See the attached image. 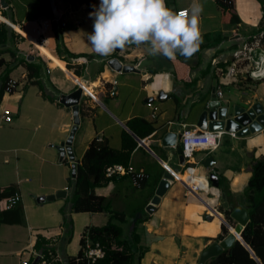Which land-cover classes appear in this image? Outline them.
<instances>
[{"label":"crops","instance_id":"obj_1","mask_svg":"<svg viewBox=\"0 0 264 264\" xmlns=\"http://www.w3.org/2000/svg\"><path fill=\"white\" fill-rule=\"evenodd\" d=\"M232 1L231 8H224L217 0H199L203 6L200 15L203 43L190 59L177 54L171 60L177 75L175 81L171 62L163 56L149 55L147 45L132 44L107 57L95 53L89 41L93 32L91 12L84 2L0 0V20L14 23L8 25L22 37L16 42L14 56L8 52L1 56L6 61L17 56L27 60L40 57L44 62L42 78L51 84L48 91L58 96L51 100L36 83L28 81L22 62L8 72L15 86L5 90L0 98V187L13 186L10 193L17 191L20 198L5 214L9 220L0 222V264H21L23 259L34 264L39 249L35 244L37 238L42 245L48 243L56 249L60 264H68L67 257L80 248L84 228L102 225L109 217L106 210L69 211L72 233L69 239H64L61 208L70 207L72 166L80 161L93 139L120 148L129 139L124 131L136 141L125 165L140 172L141 178L134 183L131 174H117L107 183L95 186L94 191L108 197L110 208L124 212L129 220L137 211L141 216L145 214L137 228L139 244L145 246L140 264H200L201 251L234 230L235 220L231 215L230 220L222 208L231 210L243 205L241 195L251 174V160L264 155V128L243 137L224 132L215 149L197 150L202 153L195 156L194 152L185 163L181 151L177 152L180 144L176 137L182 123L196 124L213 86L221 91L217 97L219 105L228 107L226 116L235 104L248 107L259 102L264 112V80L236 82L218 73V67L225 68L230 63L231 50L255 33L262 18L259 0ZM166 2L174 11L190 8L192 4V0ZM16 25L25 33L16 29ZM56 33L64 50L61 55L56 51ZM27 35L56 57L51 60L46 57ZM115 57L121 65H131L132 69L110 64L108 60ZM4 66L0 65V75ZM77 86L81 87L79 123L72 136L71 158L66 152L62 154L58 146L70 133L73 111L71 105L59 100V95ZM159 90L166 95L158 98ZM147 101L156 106L155 116ZM4 107L11 109V121H3ZM134 116L146 119L154 129L139 136L126 123ZM170 130L175 132L172 139L165 137ZM210 155L213 161L204 166ZM187 165L200 176L186 171ZM165 170L171 175H165ZM211 172L218 182L219 175L223 176L225 190L213 184ZM161 179L167 180V184L162 187L154 208L147 210ZM188 180H196L200 188L188 187ZM140 187L147 188L141 200L129 202L128 192ZM61 189L66 190L64 196L36 200V196ZM20 211L23 220L13 222L11 218ZM250 255L254 257V253Z\"/></svg>","mask_w":264,"mask_h":264},{"label":"trees","instance_id":"obj_2","mask_svg":"<svg viewBox=\"0 0 264 264\" xmlns=\"http://www.w3.org/2000/svg\"><path fill=\"white\" fill-rule=\"evenodd\" d=\"M74 1V0H70ZM86 4V7L92 13L99 5L98 0H79ZM224 8L233 6L232 0H217ZM262 8V18L255 32L264 30V0H259ZM235 20V18H234ZM94 23V18L92 17ZM55 26V25H54ZM29 36V35H27ZM22 37L14 31L6 22L0 20V65L5 64L0 75V98L6 90V81L9 78L8 72L13 66L18 63H24L27 69L28 81L36 83L41 89L42 94L51 99H57L58 96L48 91L50 82L42 78L43 60L40 57H35L32 60H27L24 56L13 58L12 61H6L1 54L8 52L11 56L16 54V42ZM31 40L39 46L41 52L50 60L56 56L50 52L45 46L29 36ZM56 51L61 55L63 48L61 45L60 36L56 33ZM171 62V73L173 79L177 80L175 68ZM186 61V60H185ZM127 125L139 136H144L150 133L154 126L146 119L134 116L127 120ZM129 137L128 141H124L120 148L109 146L105 141L93 139L83 152L80 161L75 163V173L69 177V187L71 193L68 197L70 207L65 205L61 208L63 213L64 239H69L72 233V221L69 216V211L89 210L99 211L106 210L109 212V217L106 223L102 225H87L80 237V248L75 255L67 257L68 264H140V258L145 251V246L139 244L140 236L137 231L138 223L145 218V214L136 219L135 224L130 226L131 221L125 216L124 212L111 209L108 197L102 194H97L94 187L103 185L116 175L108 177L104 174L105 165L115 162L128 164L132 148L136 145L134 138L124 131ZM140 140V139H139ZM224 178L219 175L218 186L224 190ZM13 186L0 187V211L3 217H0V222L7 221L5 214L10 212V208L4 207L3 199L13 191ZM241 202L248 211V221L243 225L238 237L250 250L254 253V257L250 255L249 250L238 240L235 239L231 245L222 249L216 255L211 256L203 264H264V155L253 157L251 160V174L243 189ZM224 209L225 215L231 220L229 208ZM143 212V210H142ZM22 211L17 216L11 218L13 222L22 221ZM10 220V221H11ZM233 220V219H232ZM123 223H126L125 225ZM224 230L226 231V227ZM221 237V234L217 236ZM242 237V238H241ZM86 240L92 243L98 242L104 249V254L96 258L94 261L88 260L84 256V244ZM36 245L39 246L38 251L44 252L47 258L51 255H56V249L50 244L42 245L36 240ZM53 264H60L58 260H54Z\"/></svg>","mask_w":264,"mask_h":264},{"label":"clouds","instance_id":"obj_3","mask_svg":"<svg viewBox=\"0 0 264 264\" xmlns=\"http://www.w3.org/2000/svg\"><path fill=\"white\" fill-rule=\"evenodd\" d=\"M203 6L192 0L190 8L174 11L166 0H100L90 13L94 18L89 41L95 53L107 57L127 46L147 45L151 56L175 60L177 54L190 59L203 43L200 15ZM264 78V53L252 72Z\"/></svg>","mask_w":264,"mask_h":264},{"label":"built area","instance_id":"obj_4","mask_svg":"<svg viewBox=\"0 0 264 264\" xmlns=\"http://www.w3.org/2000/svg\"><path fill=\"white\" fill-rule=\"evenodd\" d=\"M187 9L185 7L178 8L176 11ZM261 53H264V30L253 33L249 36L247 40L234 47L231 50V59L230 63L225 67H218V73L221 75L230 76L232 80L243 81L246 79L253 80H264V78L254 79L252 77V72L256 68V62L259 60ZM15 86L13 79L8 78L6 81V90H12ZM216 97L221 94L219 89L215 90ZM147 104L152 106V116H155L156 106L152 102L147 101ZM12 111L9 107H4L2 109V119L3 121L12 120ZM264 128V125L261 127ZM224 132L229 133L231 136H237L235 131L226 130L222 128H210L209 126L202 127L196 122V124L182 123L181 128L178 130L176 137L179 141V147L181 154L183 156V161L189 162L193 157L194 152L197 150H208L211 151L218 146L220 138ZM68 155V154H67ZM69 157V156H68ZM213 161V160H212ZM210 161V163L212 162ZM186 171L195 176H200L193 171L192 167L187 165ZM185 171V170H184ZM75 173V164L72 166L71 174ZM129 173L132 175L134 183H137L141 178V173L136 172L131 165H125L120 162L110 163L105 165L104 174L108 177L117 174H126ZM188 187L196 190L200 186L196 180L186 181ZM20 198V194L17 191H14L7 195L3 199L4 207L10 208L14 206ZM104 249L100 246L98 242L92 243L89 240H86L84 244V256L90 261H94L96 258L103 256ZM57 259V255H51L47 258L44 252L36 251L34 264H53V261ZM21 264H29L27 259H23Z\"/></svg>","mask_w":264,"mask_h":264},{"label":"water","instance_id":"obj_5","mask_svg":"<svg viewBox=\"0 0 264 264\" xmlns=\"http://www.w3.org/2000/svg\"><path fill=\"white\" fill-rule=\"evenodd\" d=\"M8 24L12 25L10 22H8ZM108 62L115 67L116 66L120 68L122 67V69L124 70L132 69L131 65H126V64L121 65V62L116 57L110 58ZM80 95H81L80 86H77L75 89H73L70 92L62 93L59 95V100L67 105H71L73 111V125L71 127L70 133L66 138V140L62 141L59 144L60 146H58L62 154L66 152L67 154H69L71 158H73L71 152L72 136L79 123L78 107H79ZM165 95L166 93H164L162 90H159L157 97L161 98L164 97ZM227 113H228V107L219 105V100L216 97L215 88L213 86L209 102L206 105V108L200 113L197 122L202 127H206V126H209L210 128L224 127L226 130H233L235 131L236 135L239 137H243L250 132L257 131L261 129V127L264 125V112L259 102H254L250 104V106L248 107L235 104L232 107L229 116H226ZM174 134L175 132L173 130H170L169 132H167V134H165V137L171 136L172 139ZM244 141L245 139L242 138V143H244ZM180 151H181L180 147H178L177 152ZM180 156H181V160H183L181 154ZM212 160L213 159L211 155L206 157V159L203 162L204 166H209L210 161ZM165 175L169 176L171 174L170 173L168 174V172L165 170ZM209 177L211 178L213 184L217 186L218 178L216 174L211 172ZM165 184H167V180L161 179L155 190V193L153 194L150 202L146 206L147 210H152L154 208V205L159 201V197L162 193V187ZM65 193L66 190L61 189L46 195L36 196V200L43 201L45 199H53L55 196H64ZM223 204L225 206L228 205L227 201H224ZM230 215L235 220V224L233 226L235 231L238 233L239 236H241L240 230L243 227V225L248 221V211L246 207L243 205H238L231 209ZM140 216H141V212L137 211L133 216L130 217L132 226L135 224L136 219H138ZM235 239L241 241V239L238 236H236L233 232L229 231L223 238L212 241L201 251L199 257V263L202 264L207 258L216 255L222 249L231 245V243Z\"/></svg>","mask_w":264,"mask_h":264},{"label":"rangeland","instance_id":"obj_6","mask_svg":"<svg viewBox=\"0 0 264 264\" xmlns=\"http://www.w3.org/2000/svg\"><path fill=\"white\" fill-rule=\"evenodd\" d=\"M12 24V26H13V24L14 23H11ZM18 28V30L20 31V32H24V30H22L18 25H16V29ZM15 30V29H14ZM25 33V32H24ZM259 82V81H258ZM258 82H256V84L258 83ZM226 88L228 89V87L226 86ZM226 89V90H227ZM250 92V91H249ZM226 93H228L227 91H226ZM200 153H202V151L201 152H196L195 151V156H198V155H200ZM146 191H147V188H145V187H140V188H138L135 192H131V191H129L128 193H129V196H128V200H129V202H131V203H133V202H135L136 200L137 201H140L141 200V198H142V195H144L145 193H146Z\"/></svg>","mask_w":264,"mask_h":264},{"label":"bare ground","instance_id":"obj_7","mask_svg":"<svg viewBox=\"0 0 264 264\" xmlns=\"http://www.w3.org/2000/svg\"><path fill=\"white\" fill-rule=\"evenodd\" d=\"M41 46H43L42 44H41ZM44 47V46H43ZM256 138H253V140H255ZM256 141V140H255ZM172 172V171H171ZM172 173H174V172H172ZM178 174V173H177ZM177 176V175H176ZM236 236H238V233L235 231V229L232 231Z\"/></svg>","mask_w":264,"mask_h":264}]
</instances>
